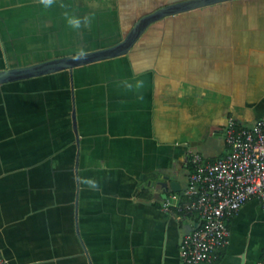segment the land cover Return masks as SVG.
<instances>
[{"label":"crops","instance_id":"0c3cea01","mask_svg":"<svg viewBox=\"0 0 264 264\" xmlns=\"http://www.w3.org/2000/svg\"><path fill=\"white\" fill-rule=\"evenodd\" d=\"M182 1L0 0V70L110 47L142 16ZM263 114L264 0L168 15L123 55L1 84L0 255L6 264H183L178 244L192 220L161 209L176 191L156 182L183 189L191 151L216 159L228 118L251 126ZM249 203L260 204L250 199L230 218L215 264L264 260V237L255 253L239 238Z\"/></svg>","mask_w":264,"mask_h":264},{"label":"built area","instance_id":"2783aa9c","mask_svg":"<svg viewBox=\"0 0 264 264\" xmlns=\"http://www.w3.org/2000/svg\"><path fill=\"white\" fill-rule=\"evenodd\" d=\"M222 136L216 159L190 152L186 186L161 203L164 212L192 220L178 244L183 264H215L230 238V218L250 199L264 209V114L251 126L228 118Z\"/></svg>","mask_w":264,"mask_h":264},{"label":"water","instance_id":"95a60500","mask_svg":"<svg viewBox=\"0 0 264 264\" xmlns=\"http://www.w3.org/2000/svg\"><path fill=\"white\" fill-rule=\"evenodd\" d=\"M223 1L228 0H187L157 8L154 11L148 13L147 15H144L139 18L134 24V26L130 29V31L125 35V37L115 45H112L107 48L88 51L83 53L82 55L80 53L50 59L47 61L27 66L7 67L3 70H0V85L12 81L42 76L64 69H67L71 72L74 67L123 55L132 47L134 42L138 39V37L142 34V32L150 23L168 15H173L179 12L196 9L202 6ZM72 123L76 135V141L78 142L74 107L72 110ZM163 179V181H157L156 185L163 189L164 192H166L168 184L173 191H179V187L175 185L178 183L173 180L167 181L168 178L166 176H163ZM154 184L155 182H152V186Z\"/></svg>","mask_w":264,"mask_h":264},{"label":"rangeland","instance_id":"374dc122","mask_svg":"<svg viewBox=\"0 0 264 264\" xmlns=\"http://www.w3.org/2000/svg\"><path fill=\"white\" fill-rule=\"evenodd\" d=\"M218 150V147L212 148L214 153ZM259 209H261L260 204L249 203L237 220L241 221L238 225L239 238L243 240L245 249L251 253L256 252L264 237V215ZM261 211L264 213V210L261 209Z\"/></svg>","mask_w":264,"mask_h":264},{"label":"clouds","instance_id":"9594fccd","mask_svg":"<svg viewBox=\"0 0 264 264\" xmlns=\"http://www.w3.org/2000/svg\"><path fill=\"white\" fill-rule=\"evenodd\" d=\"M40 3H41L42 5H44L45 7H50V6L53 5L54 0H40ZM68 23H69V25H70L71 27H73V28H75V29H79V28L81 27V25H82V21H81V19H79V18H75V17L69 18ZM83 23H84V24H87V23H88L87 19H84V20H83ZM82 54H83V53H81V55H82ZM81 182L84 183V184H87V185H88L91 189H93V190L98 189V184H97V182H96L95 180H93V179H87V180H83V181H81Z\"/></svg>","mask_w":264,"mask_h":264},{"label":"trees","instance_id":"16d2710c","mask_svg":"<svg viewBox=\"0 0 264 264\" xmlns=\"http://www.w3.org/2000/svg\"><path fill=\"white\" fill-rule=\"evenodd\" d=\"M264 252V251H263Z\"/></svg>","mask_w":264,"mask_h":264}]
</instances>
